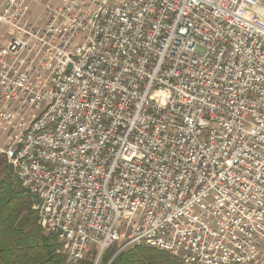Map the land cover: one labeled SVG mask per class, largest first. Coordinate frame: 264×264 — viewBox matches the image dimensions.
<instances>
[{"label": "built area", "instance_id": "2783aa9c", "mask_svg": "<svg viewBox=\"0 0 264 264\" xmlns=\"http://www.w3.org/2000/svg\"><path fill=\"white\" fill-rule=\"evenodd\" d=\"M0 138L67 264H264V0L0 1Z\"/></svg>", "mask_w": 264, "mask_h": 264}, {"label": "trees", "instance_id": "16d2710c", "mask_svg": "<svg viewBox=\"0 0 264 264\" xmlns=\"http://www.w3.org/2000/svg\"><path fill=\"white\" fill-rule=\"evenodd\" d=\"M7 168L0 178V264H66L59 240L39 222L35 197ZM114 255L115 249L107 250L102 264H181L169 253L144 246ZM94 258L79 264H94Z\"/></svg>", "mask_w": 264, "mask_h": 264}, {"label": "rangeland", "instance_id": "374dc122", "mask_svg": "<svg viewBox=\"0 0 264 264\" xmlns=\"http://www.w3.org/2000/svg\"><path fill=\"white\" fill-rule=\"evenodd\" d=\"M4 134V131L2 132ZM4 144V140H2V138H0V147ZM7 162L5 161L4 157L0 156V178H3L4 175L8 172V168H7ZM122 248V244L117 243L116 245H114V247H112L111 249H115V254L119 251V249ZM93 252H91L89 254V256H87L84 260L88 259L89 257H92V255H95L94 258V264H102V260H97V255L95 254V248L93 247ZM115 257V255H114ZM83 261V260H82ZM81 262V261H80ZM80 262H78L77 264H79ZM67 264V262H66Z\"/></svg>", "mask_w": 264, "mask_h": 264}, {"label": "crops", "instance_id": "0c3cea01", "mask_svg": "<svg viewBox=\"0 0 264 264\" xmlns=\"http://www.w3.org/2000/svg\"><path fill=\"white\" fill-rule=\"evenodd\" d=\"M3 1V0H0ZM44 2H47L49 0H43ZM52 3H58L59 0H51ZM32 15H31V20L34 23H37L39 25H43V23L47 20V14L45 13L44 7L41 5H37V4H32ZM43 17L44 21H40L39 17Z\"/></svg>", "mask_w": 264, "mask_h": 264}, {"label": "bare ground", "instance_id": "6f19581e", "mask_svg": "<svg viewBox=\"0 0 264 264\" xmlns=\"http://www.w3.org/2000/svg\"><path fill=\"white\" fill-rule=\"evenodd\" d=\"M52 214H53V204H46L45 215H52Z\"/></svg>", "mask_w": 264, "mask_h": 264}, {"label": "water", "instance_id": "95a60500", "mask_svg": "<svg viewBox=\"0 0 264 264\" xmlns=\"http://www.w3.org/2000/svg\"><path fill=\"white\" fill-rule=\"evenodd\" d=\"M10 174L14 175V167L12 165L9 166Z\"/></svg>", "mask_w": 264, "mask_h": 264}]
</instances>
